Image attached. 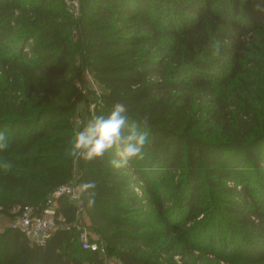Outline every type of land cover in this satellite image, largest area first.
<instances>
[{"label": "trees", "instance_id": "16d2710c", "mask_svg": "<svg viewBox=\"0 0 264 264\" xmlns=\"http://www.w3.org/2000/svg\"><path fill=\"white\" fill-rule=\"evenodd\" d=\"M256 2L261 13L246 19L244 0H79L77 15L68 0H0V161L13 165L0 169V213L42 208L79 161L91 228L120 264H164L158 248L181 264L255 263L214 244L221 229L228 246L229 229L264 246V0ZM225 58L227 82L215 76ZM87 70L106 87L96 115L123 102L130 121L148 118L143 158L126 168L111 167L114 153L67 155ZM58 203L74 222L78 208L67 196ZM103 255L84 249L75 228L44 245L18 227L0 230V264H106Z\"/></svg>", "mask_w": 264, "mask_h": 264}, {"label": "clouds", "instance_id": "9594fccd", "mask_svg": "<svg viewBox=\"0 0 264 264\" xmlns=\"http://www.w3.org/2000/svg\"><path fill=\"white\" fill-rule=\"evenodd\" d=\"M219 41L212 45L213 55H219ZM142 125V126H141ZM148 118L145 116L140 124L130 121L128 107L123 102L114 103L107 115L94 114L86 123L75 130L67 149L70 158L91 162L103 159L107 153H114L110 165L114 169L128 167L135 159L143 158V149L148 141ZM8 148V138L0 131V151ZM9 161H0V169L12 168ZM85 187H92L86 184Z\"/></svg>", "mask_w": 264, "mask_h": 264}, {"label": "built area", "instance_id": "2783aa9c", "mask_svg": "<svg viewBox=\"0 0 264 264\" xmlns=\"http://www.w3.org/2000/svg\"><path fill=\"white\" fill-rule=\"evenodd\" d=\"M70 4V11L77 15L79 13V0H72ZM90 85H92L94 91L99 95L97 102H101L103 92L100 90V87L95 85V77L87 70L83 78L77 81V86L86 94ZM97 102L90 106L91 116L89 118L87 117V120L80 116V127L95 114ZM61 196H67L69 201L78 208L77 219L74 222H68L60 210L58 199ZM12 212L13 215H10L14 216L12 226L20 228L32 245L46 244L58 228H75L78 232L79 241L84 249L98 251L102 254L106 252L105 242L92 235L89 228L90 222H86L90 218L82 200L81 187L79 183L73 180L54 190L42 208L17 206ZM3 215L5 214L0 213V217Z\"/></svg>", "mask_w": 264, "mask_h": 264}, {"label": "rangeland", "instance_id": "374dc122", "mask_svg": "<svg viewBox=\"0 0 264 264\" xmlns=\"http://www.w3.org/2000/svg\"><path fill=\"white\" fill-rule=\"evenodd\" d=\"M71 1L72 0H68L69 6L71 5L70 4ZM244 3H245V7L248 9L247 10L248 16H246L247 17L246 19H248V18L253 19V16L256 17V15L259 16V14L261 12H260V9L258 8V4H257L256 0H244ZM229 18H231V17H228V19ZM248 22H251V21L248 20ZM260 42L262 43V47H263V51H262L263 55L262 56H264V34L262 36H260ZM221 61L222 62H220V70L222 71V73L219 71L215 72V76L219 79V81L227 82V81H229L228 79L232 76L230 68H229L228 60H226V58H225L224 60H221ZM2 69L3 68L0 64V77L2 76ZM95 85L100 87V90L102 92L106 91L105 85H103L97 79H95ZM221 86H222V83H221V85H219V87H221ZM263 88H264V85H263ZM98 99H99V95L97 94L96 91H94L92 85H90L89 90L86 93V100L78 103V105L76 107V114L73 118V121L75 124V130L80 128V124H79L80 116H82L86 120H87V117L89 118V116H91L90 115L91 114L90 106L93 103L97 102ZM206 128H207L206 124L202 123L197 127L196 131L199 132L200 136L205 137L206 136L205 132L207 131ZM88 168L92 170V167L90 165H88ZM81 176H82V170L80 168L79 161H77L76 167L74 169V176H73L72 180L76 183H79ZM261 178H264V177H261ZM86 222L89 223L90 220L87 219ZM13 223H14V216H9V215L1 216L0 217V230H3L4 228L11 226ZM90 224L91 223H89V225ZM89 228L92 232V235L95 238H97V237L99 238V236L96 234V232L91 228V225L89 226ZM228 230L229 229H227V233H228L227 245L228 246H226V243L223 241L221 229L217 230L216 241L214 244L215 249H216L215 252H219L223 255H231L234 253L241 252L243 255L249 254L253 258L258 259V260H256L255 263H246L245 261H242L240 264H264V246H260L259 244H258V246H253V245L248 246L247 245L248 243L246 241L237 240V238L232 236L231 230H229V231ZM200 237H201L200 240H202L204 238V233H202L200 235ZM168 243H169V241H168ZM164 250L165 249L161 250L160 248H158V250H157V255L162 254L161 255L162 256V262H164V264H181L180 256L175 255V251H170L168 253H164L165 252ZM103 256H105L106 264H120L121 263L120 259L116 255H110V253H108L107 245H106V252ZM210 258H212V259L215 258V260H216L215 256H210Z\"/></svg>", "mask_w": 264, "mask_h": 264}]
</instances>
